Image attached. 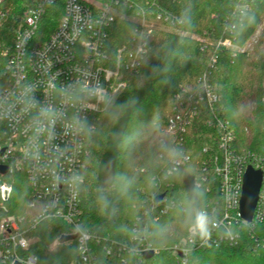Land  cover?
Here are the masks:
<instances>
[{
	"label": "trees",
	"instance_id": "trees-1",
	"mask_svg": "<svg viewBox=\"0 0 264 264\" xmlns=\"http://www.w3.org/2000/svg\"><path fill=\"white\" fill-rule=\"evenodd\" d=\"M132 1L137 7L147 2L161 6L182 24L180 32L156 28L139 70H123L124 89L109 108L89 116L80 185L83 225L100 238L92 241L99 264H140L135 251L108 254L112 240L158 249L141 264H179L174 247L183 244L189 227L199 222L197 214L221 198L215 158L222 154V129L216 118L229 121L237 152L264 157V26L255 42L240 50L264 21V0ZM35 3L0 0V85L8 80V52ZM63 7V1L48 6L45 32L56 29ZM127 14L135 12L127 9ZM136 27L132 18L115 20L107 45L111 56L122 44L133 42ZM226 38L233 47L218 46ZM204 79L219 97L216 107L190 101L197 106L190 124L185 131L170 132L169 119L179 104L176 96L186 99L202 88ZM180 153L188 154L190 162L168 174L170 160ZM23 187H16L13 213H28ZM161 194L175 202L166 213L161 202L154 201ZM135 223L142 229L137 240ZM255 231L264 239V220ZM70 235L59 221H43L30 232L29 251L39 264H69L76 256V240L61 238ZM187 264H264V246L256 245L246 229L237 245L191 250Z\"/></svg>",
	"mask_w": 264,
	"mask_h": 264
},
{
	"label": "built area",
	"instance_id": "built-area-1",
	"mask_svg": "<svg viewBox=\"0 0 264 264\" xmlns=\"http://www.w3.org/2000/svg\"><path fill=\"white\" fill-rule=\"evenodd\" d=\"M60 1L62 16L56 29L47 33L43 26L47 8ZM127 9L135 14H127ZM117 18L134 19L137 35L111 56L107 45ZM157 24L178 29L182 19L150 2L137 7L132 0H36L28 12L8 52L4 67L8 80L0 85V264H39L37 255L29 251V235L46 220L59 221L75 235L76 256L69 264H99L92 241L100 238L83 225L80 185L88 153L85 130L89 116L109 108L126 86L123 70H139ZM232 45L230 38L218 42V46ZM176 98L179 104L169 119L170 132L185 131L190 124L197 112L190 101H207L211 108L219 101L205 79L194 94ZM216 124L222 129V154L215 158L221 198L202 210L208 216L207 228L202 221L191 225L183 244L174 247L179 264H187L190 251L196 248L237 245L246 229L256 245L264 246V239L255 231L264 220V157L237 152L229 121L216 118ZM190 160L188 154L180 153L170 160L167 173ZM249 165L263 174L250 221L240 208ZM20 185L26 187L28 213L11 211L10 203ZM159 202L163 213L175 206L165 196ZM133 233L134 240L141 239L138 223ZM127 250L137 252L141 264L144 252L151 248H133L114 240L106 246L108 254L121 255Z\"/></svg>",
	"mask_w": 264,
	"mask_h": 264
},
{
	"label": "water",
	"instance_id": "water-1",
	"mask_svg": "<svg viewBox=\"0 0 264 264\" xmlns=\"http://www.w3.org/2000/svg\"><path fill=\"white\" fill-rule=\"evenodd\" d=\"M3 171H6L7 168L2 167ZM262 171L255 169L253 166L249 165L244 174V182H243V191L240 201V208L242 215L245 219L250 221L253 217L254 210L257 206L259 200V194L262 185ZM164 197V194H161L155 198V202H159ZM75 235L63 236L61 238L62 241L74 239ZM155 254L153 249L144 252L143 257L145 259L152 258ZM15 264H19L16 262Z\"/></svg>",
	"mask_w": 264,
	"mask_h": 264
},
{
	"label": "rangeland",
	"instance_id": "rangeland-1",
	"mask_svg": "<svg viewBox=\"0 0 264 264\" xmlns=\"http://www.w3.org/2000/svg\"><path fill=\"white\" fill-rule=\"evenodd\" d=\"M88 1H95V0H88ZM97 1V0H96ZM263 26H264V21H263V23L259 26V28L256 30V32L253 34V35H255V36H253V37H250L249 39H248V41L246 42V43H244L242 46H241V48H243V49H245V48H247V47H249L250 46V44L253 42H255V37H256V35H258L259 33H260V31H261V29L263 28ZM156 28H165V29H167V30H171V31H174V32H180L179 31V29H173V28H170V27H166V26H164V25H162V24H157L156 25ZM234 46V44L232 45V47ZM147 246H149L150 248H151V245H147ZM152 249V248H151ZM158 249H155V251H157Z\"/></svg>",
	"mask_w": 264,
	"mask_h": 264
},
{
	"label": "clouds",
	"instance_id": "clouds-1",
	"mask_svg": "<svg viewBox=\"0 0 264 264\" xmlns=\"http://www.w3.org/2000/svg\"><path fill=\"white\" fill-rule=\"evenodd\" d=\"M197 221H202L205 224V228H207L208 216L204 212H199L196 216Z\"/></svg>",
	"mask_w": 264,
	"mask_h": 264
}]
</instances>
